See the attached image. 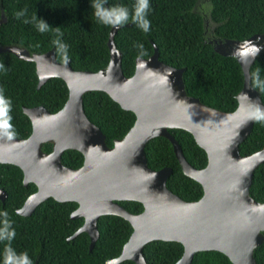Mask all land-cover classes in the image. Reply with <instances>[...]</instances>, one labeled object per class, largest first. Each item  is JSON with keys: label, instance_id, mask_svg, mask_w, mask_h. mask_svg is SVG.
I'll return each instance as SVG.
<instances>
[{"label": "water", "instance_id": "water-1", "mask_svg": "<svg viewBox=\"0 0 264 264\" xmlns=\"http://www.w3.org/2000/svg\"><path fill=\"white\" fill-rule=\"evenodd\" d=\"M115 29L110 26L106 41L108 62L95 72L73 70L68 59L57 62L53 47L29 54L15 45L0 46V52L34 63L36 88L49 77H59L68 89L66 102L56 112L43 106L22 108L31 122L28 137L8 140L0 136V163L18 166L23 184L32 182L37 188L15 212L28 215L48 197L75 201L77 206L69 217H81L82 224L69 238L82 231L87 233L88 250L97 237L98 216L123 218L131 232L119 254L104 264L124 259L146 264L141 249L151 240L179 242L182 253L175 264H190L192 255L202 250L219 251L232 264H256L252 253L263 240L264 203L250 196L249 187L254 170L264 162V147L241 155L239 145L252 128L255 110L264 111L249 72L264 47V33L241 41L208 40L216 53L236 58L243 72L237 107L225 112L188 95L182 80L183 68L161 62L154 46L147 58L136 57L133 73L124 76L120 52L112 42ZM91 90L106 92L123 109L135 114L131 128L122 139L114 140L113 147L106 145L105 135L84 113L82 96ZM168 128H181L193 135L206 153L205 167L195 168L186 160ZM156 136L171 142L182 172L201 184L203 194L198 200H183L167 188L170 167H149L144 148ZM44 142L53 144L48 153L41 149ZM66 149L83 155L79 168L61 162ZM5 197L6 192L0 188V201ZM121 200L138 201L143 208L130 213L118 203Z\"/></svg>", "mask_w": 264, "mask_h": 264}, {"label": "trees", "instance_id": "trees-1", "mask_svg": "<svg viewBox=\"0 0 264 264\" xmlns=\"http://www.w3.org/2000/svg\"><path fill=\"white\" fill-rule=\"evenodd\" d=\"M198 0H149L147 19L150 27L143 31L129 19L116 28L112 42L120 52V69L124 76L133 73L134 59L147 58L156 48L158 59L172 67L183 68L185 92L202 103L225 112L237 107L236 95L243 85V72L236 58L216 53L208 42L211 38L241 41L253 34L264 33V0H205L207 8L197 12ZM92 0H0V46L15 45L31 53H43L53 47L57 62L68 59L73 70L95 72L108 62L107 38L111 25H104L94 16ZM136 0H107L106 6L123 5L131 12ZM26 9L19 19L16 13ZM44 20L51 28L40 32L37 21ZM25 19L29 22L25 23ZM60 27V33L55 30ZM209 35L208 37H206ZM57 38L66 44L65 52L54 44ZM142 46V47H141ZM251 84L259 92L264 105V47L249 67ZM37 77L32 61L17 58L10 52H0V89L11 101V124L16 138L31 133V122L23 107L43 106L56 112L67 100L68 89L59 77H49L36 88ZM87 118L105 135V143L113 147L115 139H122L135 121V114L123 109L104 91L91 90L82 96ZM180 145L186 160L195 168L207 164L203 148L193 135L181 128H168ZM52 142H44V152L52 150ZM264 147V119H255L247 137L240 143L241 155H249ZM147 163L152 169L168 166L172 169L166 180L169 190L186 201L198 200L202 194L199 182L188 177L175 157L171 142L156 136L147 141ZM61 162L79 168L83 155L75 149H66ZM0 188L6 197L0 201V212L7 211L16 236L12 247L17 252L27 251L33 264H104L119 254L127 240L130 224L117 215L105 214L96 220L97 237L88 250L87 233L69 236L82 224L81 217L70 218L75 201H56L52 197L39 202L28 215L15 212L25 198L36 191L32 182L23 184L21 169L10 163H0ZM250 196L264 203V162L254 170ZM133 214L142 204L135 200L118 201ZM3 217H0L2 220ZM263 240L253 250L256 264H264ZM6 241L0 242V264ZM146 264H175L182 253L177 241L151 240L141 249ZM117 264H134L124 259ZM190 264H232L216 250L197 251Z\"/></svg>", "mask_w": 264, "mask_h": 264}, {"label": "clouds", "instance_id": "clouds-1", "mask_svg": "<svg viewBox=\"0 0 264 264\" xmlns=\"http://www.w3.org/2000/svg\"><path fill=\"white\" fill-rule=\"evenodd\" d=\"M107 0H92L91 8L94 10V16L96 19L104 25H111L119 28L131 19L138 27L143 31L147 32L150 27V22L147 19L149 11V0H136L132 11L130 12L128 7L123 5L106 6ZM26 9L17 12L16 17L19 19L21 16L26 14ZM33 20L37 21V29L40 32L48 31L51 27L42 19H38L36 16L32 17ZM25 23L29 21L25 19ZM56 32L60 35V27L55 28ZM54 44L58 45L59 48L65 52V58H67L66 44L61 43L60 39L57 38L53 41ZM142 47V46H141ZM11 110V101L6 99L3 95V90L0 89V136L6 137L8 140H12L15 136L13 125L11 124V117L9 112ZM254 116L257 119H264V111L257 108L254 112ZM0 242L6 241L3 249L2 264H33L32 259L29 257L27 251L17 252L12 247V241L16 236V231L12 227V222L8 218L7 211L0 212Z\"/></svg>", "mask_w": 264, "mask_h": 264}, {"label": "rangeland", "instance_id": "rangeland-1", "mask_svg": "<svg viewBox=\"0 0 264 264\" xmlns=\"http://www.w3.org/2000/svg\"><path fill=\"white\" fill-rule=\"evenodd\" d=\"M206 8H207V3H206L205 0H198L197 1V5L195 6V10L197 12L203 13L204 12L203 10L206 9ZM208 36L209 35H207L206 37H208ZM209 38H208V40H209Z\"/></svg>", "mask_w": 264, "mask_h": 264}]
</instances>
